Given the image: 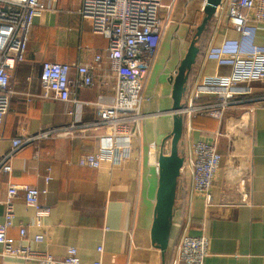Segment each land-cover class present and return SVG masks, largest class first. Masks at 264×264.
<instances>
[{
    "label": "crops",
    "instance_id": "1",
    "mask_svg": "<svg viewBox=\"0 0 264 264\" xmlns=\"http://www.w3.org/2000/svg\"><path fill=\"white\" fill-rule=\"evenodd\" d=\"M163 2L170 9L162 15L164 27L146 77L148 100L143 104L145 112L163 113L146 118L138 138H113L103 128H82L72 136L42 139L19 149L9 160L11 171H0V223L11 184L47 190L40 195V205L48 215L37 225L36 210L27 205L20 190L13 199L14 225L7 230L12 244L21 243L19 229L25 227L32 247L57 258L65 257L74 246L83 264H93L102 246V264H172L179 238L188 231L209 238L204 264H264V79L240 83L235 89L245 101L230 106L223 120L197 115L190 133L184 127L179 144L184 158L197 140L215 144L222 156L212 187L213 201L207 205L202 195L190 196L189 174L181 171L166 253L152 243L158 159L162 151L167 153L163 141L173 127V116L168 113L173 105V79L204 15V0ZM47 4L34 19L24 60L11 80L14 93L0 126V159L11 150L15 137L75 121L92 122L96 108L86 102H95L101 95L110 100L114 94L111 86L96 84L74 91L82 105L37 96L43 61L90 64L96 54L106 55L108 46V38L81 16V0H48ZM207 29L208 37L199 41L202 50L184 92L185 96L189 89L199 87L203 102L218 100L216 92L223 90L233 70L207 59L208 47L238 38L227 18L214 17ZM251 41L264 46V24ZM84 153L102 155L101 167L79 165ZM37 234H43L44 240L34 241ZM2 251L0 244V264H36L6 257Z\"/></svg>",
    "mask_w": 264,
    "mask_h": 264
},
{
    "label": "built area",
    "instance_id": "2",
    "mask_svg": "<svg viewBox=\"0 0 264 264\" xmlns=\"http://www.w3.org/2000/svg\"><path fill=\"white\" fill-rule=\"evenodd\" d=\"M47 1L0 0V126L10 110L14 71L24 60L30 29L35 17L48 8ZM168 9L170 5H165L163 0H81V16L90 21L95 32L108 38L106 55L96 54L90 64L43 61L41 91L37 96L45 100L82 105L84 102L73 96L74 91L96 84L111 86L114 94L110 100L101 95L95 102H86L96 108V119L90 123L75 121L68 126L51 127L13 138L11 150L0 159V171H11L9 160L23 146L42 139L72 136L76 129L103 128L109 137L138 138L141 123L148 117L163 113L145 112L143 104L148 100L144 95L146 77L164 27L162 15ZM214 16L218 19L227 18L238 33V38H226L220 44H211L205 56L219 65H230L233 70L222 85L223 90L216 92L219 95L217 101H200L202 91L199 87H193L186 92L180 109L168 111L184 117L187 133L193 130L192 121L197 115L221 121L230 106L244 102L245 99L239 98L242 92L235 89L240 83L264 79V46L251 41L258 26L264 24V0H222ZM185 156L181 171L185 169L189 174V195H202L206 204L210 205L213 201L212 187L222 157L217 146L197 140L190 144ZM78 163L84 167L99 168L103 156L99 153H84L79 156ZM20 190L24 191L27 205L36 210L37 225H41V218L48 215V211L40 205V195L47 190L28 185H9L4 200V219L0 223L2 255L36 264H83L77 247H69L62 258L32 247L25 227L19 229L21 243H11L7 230L14 225L13 199ZM33 240L39 243L44 240V235L37 234ZM98 253L100 257L93 264H102V246L98 248ZM208 253L207 236L184 231L177 243L172 264H204Z\"/></svg>",
    "mask_w": 264,
    "mask_h": 264
},
{
    "label": "water",
    "instance_id": "3",
    "mask_svg": "<svg viewBox=\"0 0 264 264\" xmlns=\"http://www.w3.org/2000/svg\"><path fill=\"white\" fill-rule=\"evenodd\" d=\"M221 1L222 0L204 1V15L173 79V105L170 109L172 111H176L182 107L189 73L200 52L199 39L214 18L216 9ZM172 116V130L163 141V144H165L170 138V151L167 153L162 151L158 159L159 187L156 194L154 217L151 226L152 243L163 252V255L166 253L169 245L171 221L177 193V180L184 164V157L179 149L184 131V117L175 112Z\"/></svg>",
    "mask_w": 264,
    "mask_h": 264
},
{
    "label": "trees",
    "instance_id": "4",
    "mask_svg": "<svg viewBox=\"0 0 264 264\" xmlns=\"http://www.w3.org/2000/svg\"><path fill=\"white\" fill-rule=\"evenodd\" d=\"M207 37H208V29L205 30V32L203 33V35L201 36V38L199 39V41H201V40L204 39V42H205V40H206ZM204 42H203V44H204ZM199 47H200V51H201L202 50V46L199 45Z\"/></svg>",
    "mask_w": 264,
    "mask_h": 264
},
{
    "label": "rangeland",
    "instance_id": "5",
    "mask_svg": "<svg viewBox=\"0 0 264 264\" xmlns=\"http://www.w3.org/2000/svg\"><path fill=\"white\" fill-rule=\"evenodd\" d=\"M215 17V16H214ZM157 112V111H156ZM159 115V114H158ZM157 115V116H158ZM165 149L167 150V152H169L170 151V138L167 140V142H166V146H165Z\"/></svg>",
    "mask_w": 264,
    "mask_h": 264
}]
</instances>
